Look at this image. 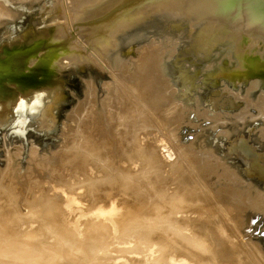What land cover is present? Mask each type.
Listing matches in <instances>:
<instances>
[{
  "label": "rangeland",
  "instance_id": "obj_1",
  "mask_svg": "<svg viewBox=\"0 0 264 264\" xmlns=\"http://www.w3.org/2000/svg\"><path fill=\"white\" fill-rule=\"evenodd\" d=\"M111 1L114 2V0H0V11L2 10L3 12H5L7 14L6 17L0 16V63L2 62V60L7 61V60L12 59L13 56H15L17 52L21 53L22 56L25 57V53H33V52L37 51V49L42 48L40 44H43V42H46V41H49L48 45H46L48 47H50V45H55L57 43H59L57 45L67 44L68 54L71 51H75L77 49L80 50V53L78 51L76 53L72 52L74 55L72 54L71 57L68 58V59H71L72 61H74V60H76V56L79 54L80 58H78L76 60V62H73V63L70 62L68 64H63V65H62V62H60V66H61L60 69H62V70L59 71V74L57 76L54 74L51 75V80H48V81L44 80V78H46L47 70H42L40 75L38 77H35L38 79V81H42V83H40V82L37 83L40 86L31 88L28 91H27V89H25L26 91H23V92L21 91V88H25L27 85H20V84L17 85L11 81H13L15 79V80H19V82L20 81H22L23 83L26 82L25 80H27L28 77H31V75H32V73H30V71L34 70L36 68L37 63H35L36 61L32 60V62L30 61L31 64H30V62L27 64L24 57H20V59H18L17 61H14V63H13V61L11 62V63H13L12 65H15V64L17 65V67H15L17 69L13 70L15 73L10 72V75L3 77L5 82L3 83V85H1L2 89L0 90V92L2 94H5V96L0 99V171H1L0 174L3 173L4 170L6 169V173L8 171V174H6L4 172V175H5V176H3L4 180L6 181V179H7L6 182L8 184L13 180L12 181L13 183H11L9 185H11L10 187H12V184H13V187L18 186V187H16V189H18L17 190L18 192H19V189L24 190L26 187H28V188H26V190L31 188V187L33 188V186H34L33 184L36 183V181L38 180V183H41L42 186L44 185L43 189H41V190H47V188H48V191L52 190V191H54V193L57 192V193L61 194L62 191L59 192V190H60V188L65 189L66 188L65 185H61V186L59 185L58 186V184H57L58 181L55 178H53L52 176H50L51 172H49V170L48 171L45 170V168L39 169V168L34 167V169L32 168L30 171L29 166H28L30 163L29 160H31V155L34 152V154L36 153L35 156L36 157L38 156L36 160H41V158H43L45 156L47 158L49 157V159L51 161H53V160L56 161V158L54 159V155H53V153L56 152V153H59V155L63 156V157L60 156L59 160L62 158L65 159V156H66V158H69L70 155H73V156H75L74 158H76V161H77V163L75 161V164L80 165V163L78 164V162L81 160L80 162L84 163V158L90 152V151L89 152L87 151L88 152V153L86 152L87 154L84 152L85 151L84 149H86V147H84V149L78 148V147H80L81 142L84 143L82 141V139H83L85 141V143L86 142H88V144L92 143L90 145V147H92V145H93L96 148L95 149L92 147V149H95L94 156L96 154L97 158H100L101 156H102L101 158H104V156L106 154L111 153V155L109 154L110 157H108V158L112 159L115 157L113 160H116V161H113L112 164L115 163L116 166L118 165L117 167H119L120 164H118V163H121L122 165H124V166L120 165L121 166L120 169H123L125 171L123 174L126 173L127 175H129L128 172L132 171L134 173V170L129 169L130 165H132V164H130L126 160L128 155L123 156V154L120 153L123 151L120 149H123V147L126 148V145H127L128 146L127 149L129 151L131 149V147L134 145L135 140L132 137L134 135V133L136 132V131H134V129H136V127H134V125L139 126L138 128L140 129V132L142 134V139L144 140L145 138H147L148 142H145L146 144L143 143L146 146V149H148L147 145L155 147L156 150L159 149V150H157L158 153L161 154L162 158H164L165 163L167 162L165 165H170V164L176 162L178 155H176L175 153L177 152L176 147H178V146L184 147L183 149L191 148L193 146L192 148H195L197 151H199L201 149V147H204L203 150L214 151L215 152V158L222 160L221 162L222 163L224 162V164L226 166L228 165L227 167L229 168V170L226 169V171L231 170L228 173L227 177L223 178L224 181L222 178L220 179V177H219L218 172H220V174H221L220 170L219 171L213 170V172H211V174H210L211 177L209 176V173H210L209 172V173L204 174L201 177V179H199L201 182V186L205 187V189L207 191L205 193L206 202L208 200V203H209L208 205H211V208H214L216 206L219 209V212L216 211L217 212L216 214L221 213L222 217L219 215H217V216L214 215L213 217H216V220L212 216L210 218L213 220H211L210 218L209 219H206V218L203 219V218L198 217V214L196 213L197 212L196 211L194 213L192 212L191 213L192 215L189 214L188 216H185L186 219L189 217L188 221H187L188 224H187V222L185 224L186 220H183L184 219L183 215L179 216V214H177V216H176L177 218H174V215H176V214H172L173 215L172 216L171 214H169V212H167L172 207L169 205L170 204L171 205L176 204L175 200L178 197H182L184 194L189 193L188 191L191 190L190 191V192H192L190 195L191 197H195L194 195L198 196V195H200V193H202L200 187L194 186L192 183L193 181L191 179L193 178V176L190 175L189 171H192L195 174L196 171L194 169H196L195 167L197 165L194 166L191 163H187V162H191V161H184L185 164L190 166L189 168L187 167L188 169L186 168L187 173H186V171L184 172V168L179 169L177 171V174L174 173L176 175L175 177H177V179H179L178 177L180 175L178 173H184L185 175L187 174L186 176H184V179L186 178L185 181L191 180L190 181L191 183L190 182L187 183V185H189V188L188 187L181 188L176 184L173 185L174 187L169 186L170 187L169 188L170 194L171 193L177 194L176 198H173V201H174L173 203L171 202V199L159 200V198L157 197V195H158L157 191L163 190V188H165V185L167 188L166 178H167L168 174L171 173V171L169 169L168 170L167 169H165V170L161 169V170H158L156 172L155 175L157 177L155 176L153 181H152L156 185V189H153V187L151 186L150 183H152V182L143 181V179L141 177H138V175L136 174L138 179L140 178L139 180H142V181H138V179H137L136 183L140 182L138 184H136L134 181L133 183L135 184V187H132V186L129 187L128 185L126 187V185L125 186L123 185L124 187L122 186V188H123L122 190H124V192H128L134 188V191H137V193H139L141 190L139 195L140 194H143V195H140V197H138L139 195L130 194L131 196L129 195L126 198L127 199L126 201L125 200L119 201L118 204L121 205V208L123 206V208L122 209L120 208L118 211L113 212L114 220L112 222H114V225L116 228H118L119 225L122 226L119 222H125V223L127 222L126 221L127 218H125L124 215L126 213H128L129 210H131V209L134 210L135 206L138 208L137 209L135 207L137 212H138L137 213L138 215H136V216H138V218L139 217H140V219L142 218L141 220H143L145 222L150 220V222L155 221L154 223H157L158 221H156L157 219L155 218L157 210L155 207H159V205L161 207V205H162L163 206L161 208L162 214H169V219L171 218L172 222H175V224H178L177 226H179V224H181V225L185 224V225H183V228L185 226L184 232L186 234L190 233V231L192 230L191 227H193V226H194L193 228L196 227L195 228L196 232L198 229H199V232H197V233L195 232L196 236H194V237L191 236L192 238H190V239L187 238V240H186V238H184L183 241H185V242H183V243L181 241H179V239H178L179 236H176V237L174 236L173 240L175 242H177V244H178V247L176 245V248L180 249V248L184 247L185 250L183 249V251H182V249H180L181 253L177 250L173 251L170 258L169 259L167 258L164 261L165 263L162 261L161 262L157 261L158 263L155 262V260L160 261L162 256H164V254H165V256H167L166 253H164L162 256L159 255V253L161 254V252H162L161 251L162 250L161 243H160V246H158L159 244H156L152 248L151 247L148 248V246H146V245L148 244L147 240H150V239L153 240L156 238L155 241H160V240L164 241L166 234L159 229L153 230V228H148L149 226H147V228L145 229L144 227H146V224L143 223V221L140 223V225L142 224L141 226H135V227L134 226H128L127 228H124L125 231H123V232L119 229L116 233H114V234L109 233L106 236L104 235L105 232H103L102 235H101V233H99V235L102 236L104 239H107V236L109 239L111 236L114 239L113 240L111 238V240H113L112 244H114V245L111 244L110 247L111 248H117V249H115V251H110V250L104 249L103 251L99 252L100 256L93 257L92 259L89 260V263L94 262V264H152V263L167 264L170 261V263H168V264H171V261L174 260V263L172 262V264H175L177 262V260L179 259L178 262L179 261L180 262L179 263L177 262V264H190L191 259L189 258L190 259L189 260L187 258L193 253V251L195 252L194 254L199 253V255L197 254L199 256V259H203L202 257L200 258L201 252H200L198 247L201 246V244H202L203 247L205 246V249H203V250H205L207 252V250H208L207 245H210L209 243L213 242V243H211L210 247H212V245L215 244V246H213L212 248H214V247L218 248V249L214 248L215 250H213L215 252V254H217V255H215L212 252L211 248L209 249L211 251L209 252V250H208L209 253H207V254L203 250H201L202 255L207 256V259H206V257L204 258L206 260V262L203 259L205 264H217V263L218 264L219 263L220 264H222V263L223 264L224 263L225 264H235V263L236 264H238V263L248 264V263H251L252 261L254 264H260V262H259L260 260L262 262L261 264H264L263 263L264 257L262 258V256H264V214H260V213H257V212L251 211V210H249V211L244 210L243 212L239 213V217H238L239 219L233 220L234 217L237 218L236 216H238V214H237L238 211L235 212L233 210L231 212V210H229L227 208V206H229V205L226 202L230 201V197L228 196L229 199L228 198L224 199V200L222 199V201L219 199L220 191H222V190L226 191V188L227 189L229 188L228 190L230 192L232 191L230 189V186L233 187V185H232L231 181H229V178H228V177H231L230 175L232 172H234V173L237 172L236 174H238V176L243 181H245L247 184H251V185L255 186V188H257L259 191H261L262 194H264V185L262 183H260L257 178L247 177L245 175V173L243 172L244 168H245L244 162L240 159H236L235 157H228L227 156V153H228L227 149H229L231 141H235L238 136H242L245 139H247L253 148H256L258 151H260L259 153H264V138H261V133L264 134V125H263L264 124V116H261L259 114L260 111H258V110H261V112L264 111V108H263L264 107V74L259 75L257 72H253L251 74L248 71L244 70L245 67L248 65L247 62H249V61H260V63H264V32H261L260 30H259V32L253 31V29L255 27L252 28V27L248 26L249 24H246L245 20L238 22V24H236L235 21H233V19L235 17L232 13H228L223 18L220 17V19L218 17V14H216L217 16L211 15V16H213V18L218 17V20L217 19H216L217 21L213 20L211 22V24L209 22L208 28H206L205 23L201 22L200 19L199 20L193 19L195 21L192 23L199 25V26H196L195 24L187 22L188 18H187V20L186 19L181 20V19L177 18V17H181V16H178L179 12L172 13L171 11H166V12H162V13L159 12V14L157 15L158 12L153 11L152 12L153 14L151 15V17L144 15L145 17L143 19L145 21L140 22L138 25H136V26L131 25V26H127V27L125 25V27H118V28L114 29V31H112L111 34L108 33L109 35H107V39H106L107 41L105 43L91 44L92 47H89V45H90L89 42H91L92 37H94V36H92L91 32H87V28L85 27V24H88L90 22V19L96 18L98 10H100V7H102L103 4H105L106 2H111ZM186 1H183V2L185 3ZM188 1L190 3L186 2V6H184V11L188 8V9L195 10L198 13L199 9H201L199 6H200V3L202 0H188ZM168 6L169 5H167L165 7H168ZM243 8H244V6H243ZM233 9H231V10L234 11ZM103 10L104 9H101L100 12H102ZM243 13H244V11H243ZM234 14H236V13H234ZM155 15H157V16H155ZM146 16H147V18H146ZM153 16H155L154 21L152 20ZM166 16H168V18ZM172 16L173 17L177 16L176 17L177 20H171ZM211 16H209L208 18L212 19ZM203 20H208V19H203ZM134 23H136V22L134 21ZM191 26H192V28H191ZM250 30H252V33L249 32ZM88 31H89V29H88ZM243 34H244V37H242ZM230 36H236V38H232ZM239 37H241L243 39H241V38L239 39ZM85 39L86 40L89 39V41H86ZM235 42H237V43H235ZM146 47L147 48L150 47V48L148 50H146V52H144V50L147 49ZM151 48H152V50L150 51ZM29 49H31V50H29ZM50 52H53V50H51ZM140 52H144L143 54H144V56H146L145 60L149 61V64H147V65L144 64V62H142L144 69H146V68L150 69L151 63H155V64L159 63L160 60H156V57H158V56L163 57L162 65L165 67L164 76H162L161 78H159V80H157L155 78L156 75L154 76L152 74V72L150 71L151 76H148L147 78L143 77L146 79L144 86H145V88H148L146 90L148 95L151 92V87H153L155 85H159V88H160V85L163 86L164 88L161 87L160 89L161 90L164 89L162 91V93L164 92L165 94H168V95L164 94L165 97L171 98L172 102H174L173 104H175V105L178 104V106L181 105L180 107H178V111L176 113V119L178 120V122H176V127L178 128L176 130V132L177 131L178 132L175 134V140H172L174 138L170 137V135H168L167 133H166V136H168V138H166V136H164L165 134L162 135V133L165 131L164 130L162 131L160 129L161 128L166 129V127H165V125L163 127L161 125L162 123H156L155 121H154V123H152L154 125L151 124L153 129L154 128L156 129V132H154L155 134L152 136L150 134L152 131V130H150V127L146 128V127L141 125L142 124L141 121H138V122L135 121V119H136L135 114L136 113L134 111L128 110L129 113L132 114V116L128 115V117H131L134 119L132 120L130 118L131 122H129V124L125 122L126 125L125 124H124L125 126L123 125L128 130L127 134L124 133L126 135L127 141L126 142H119V141H122V139L125 135L123 134L124 135L123 136L122 134L118 133V131L120 130L119 128H122V126H120V124H119L121 119L120 120L118 118L116 119V117H117L116 113L117 112L115 110L119 109L117 107L120 103L119 100L122 99L121 100V103H122L123 98H125V96L122 97L123 94L125 93L126 98L129 97L131 94L130 92H128V90L126 89V86L124 85L125 79H126L125 76H129V73H132L131 75H135V73H137V70H135V69H137V66H139V65H136L137 62H135V60H137V59L139 60V58H140L139 53ZM58 53L62 55V50H59ZM42 54H43L42 51L39 52V55H42ZM217 54L218 55L220 54L221 56L222 55L223 56L221 57V56H218ZM230 54L232 56L231 60L228 57ZM166 55H167V57H166ZM15 57H16L15 59L18 58V56H15ZM65 59H66V57H65ZM65 59H64V62H67L68 59H66V60ZM118 62H121V63L123 62L124 64L129 65V73H127L128 71L126 73H123L125 71H122L123 76L125 74H127L124 76L125 79L123 78V76L121 74L122 68L119 67L120 68V70H119V68L117 66ZM133 63H135V64H133ZM135 65H136V67H135ZM263 69L264 68H260L261 71ZM50 70H51V68H50ZM51 71H52V73H55L56 69L52 68ZM119 71H120V73H119ZM133 71H134V73H133ZM15 74H18V75L15 76ZM119 76H121L122 81H120ZM58 77H60L63 80L61 85H59V83H56V81H59ZM117 78H118V80H117ZM128 78L129 77H127V79ZM37 79L35 81H37ZM123 81H124V84H123ZM120 82H122L121 85H120ZM255 82L257 83V85L254 88L253 84H255ZM118 83H119V86L117 85ZM122 84H123V87H121ZM6 87H7V90L5 89ZM109 87H111V88L114 87L112 91H115V92H113V96L115 95L116 99L112 100V102H109L107 99V97H108L107 95H109V93L112 92V91L109 92ZM116 87H117V90L120 88L119 89L120 91L115 90ZM122 88H124V89H122ZM157 89H158V87H157ZM124 90L125 91L127 90V91L125 92ZM128 93H130V94H128ZM236 95H238V97L241 99H239ZM48 96H51L52 101H51V98ZM46 98H48V99H47V103H45V106L46 105H48V106L43 110L42 118H41L40 117L41 116V110L43 108L42 104ZM131 98L132 97L130 96V99ZM28 99H29L30 103H32L34 101L33 106L29 107L27 105ZM124 101L125 102H123V103H130L131 104L133 100L130 101L127 98V100L125 99ZM167 101H168V99H167ZM261 101H262V103H261ZM50 103H52V104H50ZM256 103H258L260 106H258V104H256ZM122 104H121V107H123ZM247 104H249L251 106H249ZM169 105L171 106V104H169ZM255 105H257V106H255ZM131 106L132 105H130V107ZM50 107H52V108L47 110V108H50ZM92 107H93V109H92ZM110 108L113 111H115V112H112L111 115H109L106 111L109 109L108 110V112H109ZM164 110L165 109H161V111L166 112ZM85 111L88 112L87 113L88 115H90V116H88L90 119H87V121H86V119H84L82 117V115H83V116H86L85 118H87ZM81 112H82V115L80 116V120H81V118H83L84 119V121L82 120L83 124H85V126H86L89 122L88 125L90 126V127L88 126L89 127L88 129L86 128L87 126L85 127L87 130H85L83 128L84 132H82V133L85 136L87 135V137H89L90 141L88 139L83 138V137H85L83 134H82L83 136L80 134L81 135V139H80V137H79L80 135L78 134L79 131H77L75 133L76 134L75 136H73V137L71 136V134L74 133V129H75V131L79 130V129H77V123H78L77 120L79 119V115L81 114ZM84 113H85V115H84ZM160 114H163V113H160ZM74 115L75 116L77 115L78 117L76 118ZM253 116L255 117L254 120L250 119ZM73 117L77 119V120H75L77 122L74 121ZM120 117L123 119L122 116H120ZM237 117L239 120H241V122L243 121L245 124L243 123L244 125L242 126V128L240 127L236 132H233L232 133L233 135L232 134L230 136L224 135V133H226V131H232L233 122H234V120L237 119ZM27 118H28V120L32 126H35L37 123L39 124V122L41 121L40 127H41V129H45V132H38L35 130L33 132V129H28V130L22 129V127H26L24 125L27 124V122H26ZM48 118H49V120L51 119L52 122L48 121ZM91 119H94V121L90 122ZM53 121H55V122H53ZM146 121H148L150 124L151 118L149 116L146 117L145 122ZM15 122H16V124H15ZM136 122H137V124H136ZM158 124H160L162 127L160 126L161 128H159ZM127 125H128V128H127ZM129 127H132V128H129ZM133 127H134V129H133ZM71 128H72L73 132L70 131ZM172 128H175V127H172ZM222 132H224V133L222 134ZM67 134L69 136H71L73 139L71 138V140H69L70 137ZM65 135L68 137V139ZM176 136H178V137H176ZM77 137H79V139ZM93 137L96 140H94ZM101 137H102V139H101ZM155 137H158V141L156 143H155ZM76 139H77V141H76ZM119 139H121V140H119ZM169 139H171V141ZM67 140H69V141H67ZM79 140H81V142ZM86 140H88V141H86ZM117 140L119 143L124 144L123 147L121 146L122 148L119 147V143L117 142ZM74 141H76V142H74ZM167 141H169V142H167ZM238 141L239 140H237L236 142H238ZM69 142H70V145H69ZM77 142H79V143H77ZM176 142H177V144H176ZM73 143H74V145H73ZM76 143H77L78 147L75 146ZM172 143H174V144H172ZM63 145L65 147H63ZM67 145H69V146H67ZM82 145L86 146L87 144L86 145L82 144ZM61 146H62V148H61ZM145 146H144V149H145ZM150 146H149V149H150ZM76 147L78 149H80L79 153H78L79 150L77 151ZM234 147H235V145H234ZM237 147L242 148L241 143L237 144ZM64 148H66V150ZM70 148H73V149L75 148V149L72 150ZM87 148H88V150L91 149V148H89V146ZM110 148H111V150H110ZM244 148H246V147L244 146ZM33 149H34V151H33ZM61 149H62V151H64V150L65 151L68 150L71 152L74 151V152L78 153L79 155L75 154V153H72V154L69 153L68 155H62V154H60ZM113 149H114V151H113ZM149 149L147 150V152H145L146 154L148 153ZM35 150H36V152H35ZM107 150H109V152ZM131 150L129 152H131ZM111 151H113V152H111ZM118 151H120V152H118ZM81 152H82V154H81ZM7 153H9L8 156H7ZM84 153H85V156H84ZM192 153L194 154L196 152L194 151ZM80 155H83V156H80ZM98 155H99V157H98ZM194 155H196L195 157H198V158L200 157V155L197 153ZM76 156H79V158H77ZM144 156H146V155H144ZM80 158H82V159H80ZM108 158H105V159H108ZM118 159H119V161H118ZM187 159H188V156H187ZM191 159L193 162L194 158H191ZM92 160H93V158H92ZM120 160H121V162H120ZM85 161H88V160L86 159ZM106 161L101 160V164H103ZM122 161L124 163H122ZM198 162H200V161L198 160ZM136 163H133V164L135 165ZM59 164L57 165L55 163L54 164L55 167H53L54 169L53 168L52 169L53 170H55L56 168L58 169ZM116 166H113V167H115L117 169ZM49 167H51V166L49 165ZM140 168H141L140 166L136 167L135 172H137L138 174L139 173L142 174V172L140 171ZM235 168H236V170H235ZM116 169H115V171H113L111 173L113 176L114 175L116 176L120 172V170H118L119 168L117 170ZM123 170H121V171L123 172ZM73 172L74 171L72 169L68 170L69 174H73L72 178L74 179L76 173L75 172L73 173ZM214 172H216V173H214ZM30 173H32V178H31L32 179V182H31L32 185L25 187V185H23V182L25 181L26 185H27V183L28 184L30 183L29 182L30 179L28 180V182L26 181L28 179V178L26 179V177H28V176L30 177V175H31ZM141 174H139V175H141ZM196 174H197V172H196ZM2 175H0V180L2 178ZM112 175H111L110 179H112ZM5 177H7V178L5 179ZM9 177H11V178H9ZM22 177L25 180L22 179ZM83 177H87V176L83 175ZM122 177H124L122 179L123 180L122 182L125 183L127 176L126 177L122 176ZM204 178L205 179L207 178V179L205 180ZM79 179H81L82 181H86V182H82L80 180L81 181L80 183H82V184L79 185L80 188L86 189L84 187H85V184L87 185L88 177L86 178V180H84L85 178L82 179V176H79ZM177 179H175V180H177ZM226 179H228V181ZM9 180H11V181H9ZM48 180H50V181L48 182ZM218 180H221V181H218ZM78 181L79 180H77V181L73 180V182H75L76 184L78 183ZM3 182L4 181H2V183ZM217 182H219V183L217 184ZM139 184L142 185L140 187L141 189L137 188L140 186ZM2 185L5 186L6 183L1 184L0 187H3ZM55 185H56V187H55ZM6 186H5V188H6ZM39 186H40V184H39ZM42 186H40V187H42ZM45 186H47V187L45 188ZM235 186L237 187L238 185L236 184ZM193 187L194 188L196 187L195 189H197V190H194ZM216 187L217 188L219 187V188L216 189ZM125 188H127V189H125ZM76 189H79V188H76ZM0 190H1V188H0ZM3 190H1L0 192H3ZM31 190L33 191V193L36 192L34 188ZM138 190H139V192H138ZM243 191L244 190H242L241 192H243ZM208 192H209V194H207ZM221 193L223 194V191ZM2 194H4V195L2 196ZM7 194L8 193L5 194V192L1 193L0 199H4V196L6 199L8 197ZM203 195H202V197H203ZM208 195H210L211 197H209ZM207 196L211 199H209ZM217 196H218V198H217ZM29 197H31V194L29 195ZM213 197L215 198V201H214ZM72 198L74 199V197H72ZM147 198H149L148 201H147ZM156 199H157V201H156ZM212 199H213V202H212ZM75 200L76 199H74V201ZM77 200L78 201H76L75 204L72 205V207H73V209H71L72 214L71 215L68 214L70 216L69 218L70 219L72 218L69 226H71L73 222L78 223V225H77L78 226V232L80 231V235H83L84 231L86 230L84 223L88 222L89 220L99 221L98 220L99 217L98 216H91L89 214V212L86 211L87 208L91 204V202L88 201V200H91V198H88V199L84 198V201L86 200L87 202L86 201L84 202L83 199H81V200L77 199ZM113 200L114 199H110L109 201L112 202ZM3 201H5V200H3ZM6 201L8 202L7 199H6ZM166 201H168V202H166ZM0 202H2V200ZM151 202L153 204V208L150 207V206H152V204H149ZM232 202L230 201L229 203L232 205ZM134 203H136L137 205ZM165 203H166V205H165ZM213 203H214V205H213ZM220 203H221V205H220ZM225 204H227L226 205V208L228 209L227 211L225 210ZM99 205H96L95 207H97ZM219 205L221 208H219ZM2 206H3V204H2ZM4 206H6V205H4ZM141 208H143V209L140 210ZM194 209H196V208H194ZM220 210H222L223 212H226L225 215L227 214V216H224V214ZM140 212H142L141 215L139 214ZM229 216H230V218H229ZM240 217L243 218V220ZM219 218H222V220H224L225 222L220 219L222 221L221 222L219 220ZM169 219H168V221H169ZM227 219L230 220L231 222L228 221ZM201 220H203V221H201ZM204 220H206V221L208 220V222H204ZM209 220H211V221H209ZM213 221L216 223L217 222L219 223V221H220L221 225H220V223L219 224L217 223L218 225L217 226L215 225L216 228H214L215 226L213 225L214 226L213 227L211 224H216V223H214ZM233 221L234 222L237 221V222L234 223ZM209 222H212V223H210V226H208ZM118 223H119V225H118ZM222 223H224V224H222ZM229 223H231V224H229ZM232 223H233V225H232ZM143 225H144V227H143ZM225 225L227 227H225ZM221 226L223 228H221ZM205 228H206V231L204 230ZM94 229L97 230V228H94ZM219 229H220V231H216ZM61 230L64 232L63 229H61ZM61 230H59V232H62ZM102 230L100 229V232ZM214 230H215V236L209 235V234H212V232ZM203 231H204V233H203ZM47 232H49V231H47ZM47 232H45V236H46ZM156 232H158V233H156ZM218 232H220V234ZM233 232L235 235L233 234ZM17 233H19V231H17ZM49 233H47V234H49ZM198 233L201 234L202 237ZM223 233L226 237L225 236L223 237L221 235ZM51 234L54 235V238H56L55 235L57 233L51 231ZM51 234H49L50 239L47 237L49 239L48 241L50 242V245H51V242H54V238ZM202 234H207V235H205L206 240L204 238L205 236H203ZM216 234H218V235H216ZM226 234H228V236ZM50 235L52 237H50ZM97 235L98 234H96V236ZM219 235H221V236H219ZM198 237L201 240H199ZM51 238H53V240H51ZM72 238H74V237H72ZM95 238H97V237L94 236V240H95ZM98 238H99V236H98ZM101 238H100V240H104L103 238L102 239ZM202 238H204V240ZM76 239H78V237ZM85 239L84 238L80 239V240L78 239L77 241L81 242V244H85L86 241H83ZM191 239L192 240L195 239L194 240L195 242L197 240H199V241H197L195 243V242L191 241ZM207 239H209V240H207ZM210 239H213V240H210ZM226 239H228V241ZM73 241H76V240L73 239ZM173 242H172V244L175 243V242L174 243ZM189 242L197 244V246H194L195 249L192 246H191V248H188V246L190 247V245H193V244H190ZM198 242H200L201 244H198ZM233 242H234V247H232L233 248L232 249L230 246H231V243H233ZM101 243L99 241V243H95V244L98 245ZM180 243H182V244L180 245ZM164 244H166V243L164 242ZM188 244H190V245H188ZM248 244H249V246H248ZM63 245H65V243ZM66 245L61 246V247L58 246L60 250H63V254H62L63 256L60 257L61 259L58 258L60 260V262L58 260L56 263L59 262L60 264H71L73 262V263L77 264L76 262L78 260H80L78 263L82 264L83 261H87L85 258H83L85 260H83V259L81 260V259L76 258V260H75L76 262H74L75 258H73V260L71 259L72 262L70 263V260L68 259V256H67L68 254H65V253H68V251L70 249L69 250L67 249V251H66L65 250L67 247ZM232 246H233V244H232ZM237 246H238V248H236ZM250 246H252L251 248H253L252 251L257 249V251L253 252V253H255L254 255H253V253L250 254V252H251L250 251L251 249H249ZM92 247H94V245ZM132 247H134L135 249L133 248L134 249L133 250ZM141 247L144 249H142ZM203 247H201V248H203ZM245 247H247V248H245ZM7 248H8V251L15 250V248L9 250L8 246H7ZM7 248L6 247H5V249L3 248L2 251H4L6 253ZM94 248H93V250H94ZM186 248L188 250H186ZM206 248H207V250H206ZM234 248L237 251H234ZM52 249L53 248H51L50 250H47L49 253L46 251L45 252L46 254H43V252L39 251L42 254H40V253H39L40 255L38 253L34 254L36 256V258H34V259H37L38 255H39V257H42L39 264H55V263H52L53 259H51L49 256L50 254L53 256V254L51 253ZM122 249L125 250L126 252H122ZM128 249H132L133 252L127 253ZM245 249L249 250L250 252L249 251L245 252ZM38 250H37V252H38ZM2 251H0V252L3 254L4 252H2ZM11 251H10V253H11ZM186 251H190L191 254L189 252H186ZM196 251H199V252H196ZM12 252H14V251H12ZM52 252H55V250L54 251L52 250ZM91 252H93V251H91ZM176 252L179 253L180 256L177 254L178 255V257H177ZM203 252H204V254H203ZM211 252H212V254H211ZM237 252H238V254H237ZM14 253L11 254V257H13V260H14V258H16V257H14V256H16V254L14 255ZM142 253H144L146 256ZM2 254L0 255V257L2 256ZM8 254H3V255L6 256ZM194 254H192V255H194ZM221 254L223 257L221 256ZM251 255H253L252 258H251ZM257 255H258V257H257ZM8 256H9L8 258L10 259L11 258L10 254ZM158 256L160 257L159 259H157ZM211 256H212V259H211ZM226 256H228V257H226ZM239 256H240V258H239ZM171 257H174V258H171ZM3 258H5V257H2V259ZM52 258H54V261H55L56 258L55 257H52ZM245 258H246V260H245ZM254 258H260V260L259 259L257 260ZM9 259L5 258V259H3V261L0 260V264H3V262H4V264H8V261H5V260H9ZM67 259L69 261H67ZM171 259H173V260H171ZM210 259H211V261H210ZM220 259L222 260V262ZM11 260H12V258L9 261L10 263H11ZM1 261H2V263H1ZM29 261L30 260H27L26 262H21V263L19 262L18 264H33L32 261L30 263H29ZM50 261H52V262L50 263ZM146 261L148 263H146ZM203 261L201 262V260H200L201 264H204ZM212 261H214V262H212ZM240 261H242V262H240ZM200 262L197 261L195 264H197V263L200 264ZM85 263H87V262H85ZM85 263H83V264H85ZM11 264H17V263L12 262ZM191 264H192V262H191Z\"/></svg>",
  "mask_w": 264,
  "mask_h": 264
},
{
  "label": "bare ground",
  "instance_id": "obj_2",
  "mask_svg": "<svg viewBox=\"0 0 264 264\" xmlns=\"http://www.w3.org/2000/svg\"><path fill=\"white\" fill-rule=\"evenodd\" d=\"M183 1H186V0H179V1H176V2H174V3H172V4H169V6L168 7H162V8H160V9H158V10H156V11H154V12H158L157 13V15L159 14V12L160 13H162V12H166V11H171L172 13H174V12H179V15L178 16H181V17H177V16H172V19L171 20H177L176 19V17L177 18H179V19H181V20H187V18H188V20H187V22H190V23H192V22H194L195 20H193V19H196V20H199L200 19V21L201 22H203V23H205V26H206V28H208V24H209V22H210V24H211V22L214 20V21H217L218 20V17H219V19H220V17H221V15H222V18L224 17V16H226L228 13H232V12H235V13H238L239 14V17L237 16V15H235L234 13H232L233 15H234V19H233V21H235V23L236 24H238V22H241V21H244L245 20V22H246V24H249L248 26H250V27H255L254 29H253V31H255V32H259V30L261 31V32H264V6H261L260 5V3L262 2V1H264V0H253V2H246L245 3V5H234V7L233 6H229V5H218V4H213V2H211L210 0H205V2H203L202 3V5H200L199 7L201 8V9H199V12L197 13L195 10H192V9H186L185 11H184V6H186V2L188 3L189 1L187 0L185 3L183 2ZM190 3V2H189ZM243 6H245L244 8H243ZM189 7V6H188ZM234 8V9H233ZM231 9H233L234 11H232ZM243 11H244V13H243ZM218 13V17H216V18H213V16H215L216 14ZM153 13L151 12V13H149V14H146L148 17L150 16L151 17V15H152ZM221 14V15H220ZM245 14V15H244ZM157 15H155V16H157ZM211 15H213V16H211ZM0 16L1 17H6L7 16V14L5 13V12H3L2 10L0 11ZM147 16H146V18H147ZM155 16H153V21H154V17ZM160 16V15H159ZM209 16H211L212 17V19L211 18H208ZM217 16V15H216ZM145 16H142V17H139V18H137V19H135V20H132V21H130V22H128V23H125V24H123V25H121V26H118V27H125V25H126V27L127 26H136V25H138L140 22H143V21H145L143 18H144ZM167 18H168V16H166ZM203 19H208V20H203ZM217 19V20H216ZM151 20V21H152ZM134 21L136 22V23H134ZM220 21V20H219ZM192 24H195V23H192ZM196 25V24H195ZM194 25V26H195ZM196 26H199V25H196ZM85 27L87 28V32H91V34H92V36H94V37H92V40H91V44H98V43H100V44H102V43H105L107 40V35H109V34H111V32L112 31H114V29H116V28H118V27H109V28H99V29H96V30H93V28H91V25H89V23L88 24H85ZM191 28H192V26H191ZM88 29H89V31H88ZM257 29V30H256ZM93 30V31H92ZM249 32H251L252 33V30H250ZM109 33V34H108ZM210 33V32H209ZM253 35V34H252ZM230 37H232V38H236V36H230ZM238 37V36H237ZM242 37H244V34H243V36ZM241 37H239V39H240ZM241 39H243V38H241ZM235 43H237V42H235ZM62 46V55L61 54H59L58 52L56 53V55H52V56H47V55H43L42 57H43V59L42 60H40V64L39 65H37L36 66V68L34 69V70H31L30 71V73H32V75H31V77H28V79L27 80H25L26 82H22V81H20L19 82V80H13V81H11V82H13L14 84H17V85H27L25 88H21V91L23 92V91H26L25 89H27V91L29 90V89H31V88H34L35 87V85L37 84V83H42V81H38V79L37 78H35V77H38L39 75H40V73L42 72V70H47V72H46V78H44V80H46V81H48V80H51V75H58L59 74V71L60 70H62V69H60L61 68V66H60V62H62V65L63 64H68V63H70V62H76V60L78 59V58H80L79 57V54L76 56V60H74V61H72L71 59H68L69 57H71V55L73 54L72 52H79L80 53V50H75V51H71L69 54H68V52H67V44H65V45H61ZM147 48V47H146ZM150 48V47H149ZM149 48H147V49H145L144 50V52H146V50H148ZM155 48V47H154ZM152 50V48L150 49V51ZM35 52H37V51H35ZM35 52H33V53H35ZM144 52H140L139 53V55H140V58H139V60L137 61V60H135V62H137L136 63V65H141L140 67L139 66H137V69H135V70H137V73H135V75H131L132 73H129V65H127V64H124L123 62L121 63V62H118L117 63V66H118V68L119 67H121L122 69H121V74H122V71H125V72H123V73H126L127 71V73H129V76H125V75H127V74H125L124 76L126 77V79H125V77L123 76V74H122V76H123V78L125 79V84H124V81H123V84L126 86V89L128 90V92H130V93H128V94H130V96L132 97L131 99L133 100H131L130 99V96L129 97H127L130 101H132V103L130 104V103H123V102H125L124 100L126 99L127 100V98H126V95H125V93L123 94V96L122 97H124L125 96V98H123V101H122V103H121V100L122 99H120L119 101H120V103H119V105L117 106L119 109H117V110H115L117 113V117H116V119L118 118L119 120H120V126H122V128H119L120 130L118 131V133L119 134H127V129L124 127L125 125H126V123H128L129 124V122H131L130 121V118L131 117H128V115H130V116H132V114H130L129 113V111L128 110H131V111H134L136 114V119H135V121H141L142 122V126H144V127H146V128H148V127H150V130H152L151 131V135L153 136L155 133L154 132H156V129L154 128L153 129V127H152V125H154V124H152V123H154V121L156 122V123H162L161 125L164 127V125H165V127H166V129L164 128V129H162L161 127V125L160 124H158L159 125V128H161L160 130H164L165 132H163L162 133V135H164V136H166V133L168 134V135H170V137H172V138H174V139H172V140H175V134L178 132H176V130L178 129L177 127H176V122H178V120L176 119V113H177V111H178V107H180V106H178V104L177 105H175V104H173L174 102H172V100H171V98H166L165 97V95H168V94H165L164 92L162 93V91L164 90H161L160 88L161 87H163V86H161L160 85V88H159V85H155V86H153V87H151V92H150V94L148 95L147 94V89L148 88H145V86H144V83L146 82V79L145 78H147L148 76H151L150 75V71L152 72V74L155 76V78L157 79V80H159V78H161L162 76H164V71H165V67L162 65V63H163V57L162 56H158V57H156V60H160L159 61V63H157V64H155V63H151V68L149 69V68H146V69H144L143 68V65H142V62H144V64H149V61L147 60H145V57L146 56H144ZM33 53H25V57L24 56H22V54L20 53L19 55H18V58L15 60V61H17L18 59H20V57H24V59H25V61L27 62V64L30 62V59H28V57L30 56V55H32ZM146 54V53H145ZM162 54V53H161ZM74 55V54H73ZM218 55V54H217ZM216 55V56H217ZM218 56H221L220 54L218 55ZM223 56V55H222ZM221 56V57H222ZM65 57H66V59H68L67 60V62H64V59H65ZM166 57H167V55H166ZM229 58H230V60L232 59V56H231V54L228 56ZM165 58V57H164ZM28 59V60H27ZM65 59V60H66ZM119 60V59H118ZM121 60V59H120ZM133 62V61H132ZM126 63V62H125ZM128 63V62H127ZM133 64H135V63H133ZM247 66L245 67V69L244 70H246V71H248L249 73H253V72H257L259 75H263L264 74V69L261 71L260 70V68H264V63H260V61H249V62H247ZM16 65V64H15ZM136 65H135V67H136ZM17 66V65H16ZM134 67V68H135ZM50 68H51V70H52V68H54V69H56V72L55 73H52V71L50 70ZM131 68V67H130ZM13 70H15V69H13ZM13 70H11V72L12 73H15ZM26 70V69H25ZM119 70H120V68H119ZM134 70V71H135ZM134 71H133V73H134ZM136 72V71H135ZM35 73V74H34ZM119 73H120V71H119ZM16 75H18V74H15V76ZM145 75V76H144ZM14 76V77H15ZM61 76V75H60ZM114 76V75H113ZM120 77V81H122L121 80V76H119ZM127 77H129L128 79H127ZM143 77H145V78H143ZM37 79V81H35ZM59 79H61L60 77H58V80ZM168 79V78H167ZM117 80H118V78H117ZM121 83L122 82H120V85H121ZM62 83H59V85H61ZM123 84H122V86L121 87H123ZM118 86H119V83L117 84ZM256 85H257V83L255 82V84H253V87L255 88L256 87ZM61 87V86H60ZM59 87V88H60ZM157 87H158V89H157ZM114 88V87H113ZM113 88H111V87H109V92H111L112 90H113ZM119 88V87H118ZM125 88V87H124ZM124 88H122V89H124ZM164 88V87H163ZM120 89V88H119ZM118 89V90H119ZM115 90H117V87H116V89ZM117 90V91H118ZM126 90V91H127ZM166 90V89H165ZM120 91V90H119ZM125 91V90H124ZM125 91V92H126ZM113 92H115V91H112L111 93H109V95H107L108 97H107V99H108V101L109 102H112V100H114V99H116L115 97V95L113 96ZM169 92V91H168ZM167 92V93H168ZM165 94V95H164ZM122 95V94H121ZM164 95V96H163ZM128 96V95H127ZM237 97H238V95H236ZM239 98V97H238ZM167 99H168V101H167ZM239 99H241V98H239ZM244 99V98H243ZM245 100V99H244ZM118 101V102H119ZM248 101V100H247ZM246 101V102H247ZM114 102V101H113ZM128 102V101H127ZM261 103H262V101H261ZM121 104H122V106L123 107H121ZM169 104H171V106L169 105ZM250 104V103H249ZM249 104H247V105H249ZM256 104H258V103H256ZM130 105H134L133 107L131 106L130 107ZM249 106H251V105H249ZM248 106V107H249ZM253 106V105H252ZM255 106H257V105H255ZM258 106H260L259 104H258ZM52 107H50V108H47V110L48 109H51ZM250 108V107H249ZM264 108V107H263ZM92 109H93V107H92ZM161 109H165L164 111H166V112H163V111H161ZM260 109V108H259ZM24 110V109H23ZM109 110V109H108ZM108 110H106L107 111V113L109 114V115H111V113L112 112H115V111H113L111 108H110V111L108 112ZM180 110V109H179ZM258 111H260V115L261 116H264V111H262L261 112V110H258ZM86 112V111H85ZM80 113V112H79ZM88 112H86V115H87V118H85L86 116H83L82 115V112H81V114L79 115V119L77 120L76 118L78 117L77 115L75 116L76 118H74V121L75 120H77L78 121V123H77V129H79V130H76L75 131V129H74V133H72L73 131H72V128H71V130L70 131H72L71 133V136L73 137V136H75L76 134V132L77 131H79L78 132V134L80 135H82L83 133L82 132H84L83 130L85 129V130H87L90 126L88 125L89 124V122H88V124L85 126V124H83V122H82V120L84 121V119H86V121H87V119H90L88 116H90V115H88L87 114ZM90 113V112H89ZM160 113H163V114H160ZM78 114V113H77ZM51 115V114H50ZM82 115V117L84 118H81V120H80V116ZM84 115H85V113H84ZM93 116V115H92ZM120 116H122L123 117V119L120 117ZM150 117L151 118V123L149 124V122L148 121H146L145 122V118L146 117ZM72 118V119H73ZM92 118V117H91ZM113 118V117H112ZM249 118V117H248ZM254 116L253 117H251L250 119H253L254 120ZM132 120L134 119V118H131ZM252 120V121H253ZM258 120V119H257ZM77 121H75V122H77ZM91 121H94V119H91L90 120V122ZM82 122V123H81ZM126 122V123H125ZM133 122V121H132ZM137 122H136V124H137ZM263 122V121H262ZM85 123V122H84ZM87 123V122H86ZM244 122L242 121L241 122V120H239L238 119V117H237V119L236 120H234V122H233V129H232V131H226V133H224V132H222V134L224 133V135H227V136H230L233 132H236L240 127L242 128V126L245 124H243ZM83 124V125H82ZM125 124V125H124ZM152 124V125H151ZM218 124V123H217ZM124 125V126H123ZM133 125V124H132ZM264 125V124H263ZM89 126V127H88ZM161 126V127H160ZM87 129H86V128ZM134 127H136V129H134ZM134 127H133V129H134V131H136L135 133H134V135L132 136L133 138H134V145L131 147V152H129L128 151V149H127V145H126V148H124L123 146H124V144L122 143H119V142H126L127 140H126V135L123 137V139H122V141H119L118 142V140H117V142L119 143V147H123V149H120V150H122L123 152H120V151H118V152H120L121 154H123V156H127L128 155V157H127V161L130 163V164H132V165H130V167H129V169H132V170H134V173L131 171V172H128L127 170V172L129 173V175H127L126 173L125 174H123L125 171L123 170V169H120L121 168V166H124V165H122L121 163H118V164H120L119 165V167H117L116 166V164L115 163H113L112 164V162L113 161H116V160H113L114 158H108V157H110L109 156V154L111 155V153H109V154H104L105 156H104V158H97V155L95 154V156H94V153H95V147L92 145V147L93 148H95V149H92V147H90V145L92 144H88V142H86L85 143V141L82 139V141L84 142V143H82L81 142V140H79L82 144H87L86 146H84V145H82L81 143H80V147H78V145H77V143H79V142H77L76 144H75V146H77L78 148H80V149H84V147H86V149H84L85 151V153L88 151H90L89 152V154L88 155H86V159L89 161H85L86 159L84 158V163H81L80 161L78 162V164L80 163V165H77V164H75V161H76V158H74L75 156H73V155H70V157L69 158H66V156H65V159L64 158H62V159H60L59 160V158H60V156L61 155H59V153H56V152H52L53 153V155H54V159L56 158V161L55 160H53V161H51L50 159H49V157L47 158V157H43V158H41V160H36L37 159V157L35 156L36 155V153L34 154V152L32 153V155H31V160H29L30 161V163H29V170L31 171V169L33 168L34 169V167L35 168H39V169H41V168H45V170H49V172H51V174H50V176H52L53 178H55L57 181H58V186L60 185H65V189L64 188H60V190H59V192L60 191H62L61 192V194H59V193H54V191H48V188H47V190H41V189H43V187H44V185L42 186L41 185V183H38V180L36 181V183H34L33 185V188L35 189V191L36 192H34L33 193V191L31 190V189H33L32 187L31 188H29V189H27L26 190V188H28V187H26V186H29V185H32V173H30L31 175H30V177L28 176V177H26V181L28 182V180H29V184L27 183V185L25 184V181L23 182V185H25V189L23 190V189H19V192L17 191L18 189H16V187H18V186H15V187H13V184H12V187H10L11 185H9V184H11V183H13L11 180H9V181H11L9 184L6 182L7 181V177H5V179H6V181L4 180V178H3V176H5L4 175V172L6 173V169L4 170V172L3 173H1L0 175H2V178H1V180H0V186H1V184H5L6 183V185L8 186H6V188H5V186L4 185H2L3 187H0L1 188V190H3V192H5V194L6 193H8L7 194V200H8V202L6 201V199H5V196H4V199H0V201L2 200V202H0V251H2V249L4 248L5 249V247L7 248V246L9 247V250L10 249H14L15 248V250H12V251H14V252H12L11 250V253H10V251H8V248H7V252L10 254V257H11V254H13L14 253V255L16 254V256H14V257H16V258H14V260H13V257H11L12 258V260H11V263L12 262H15V263H21V262H26L27 260H30L29 261V263L32 261V263L33 264H39V262H40V260L42 259V257H39V255L40 254H42L41 252H43V254H46L45 252L47 251V250H50L51 248H53L52 250L54 251L55 250V252H52V250H51V253L53 254V256L50 254L49 256H50V258L51 259H53V262L52 261H50V263L52 262V263H55V264H58L59 262H60V260L59 259H61L60 257L61 256H63L62 254H63V250H60L59 249V247H61V246H65L66 244V251H67V249L70 251H68V253H65V254H68L67 256H68V259L70 260V263L72 262V260H73V258H75L74 259V262H76L75 260H76V258H78V259H83V258H85L87 261H83V263H85V262H87V263H85V264H94V262L92 263H89V260L90 259H92L93 257H98V256H100L99 255V252H101V251H103L104 249H106V250H110V251H115V249H117V248H111L110 246H111V244H112V241L114 240L111 236H110V238L108 239V236H107V239H104L102 236H100L99 235V233H101V235H102V233L103 232H105L104 233V235L106 236L107 234H109V233H112V234H114V233H116L119 229L123 232V231H125L124 230V228H127L128 226H141L140 225V223L143 221V220H141L140 219V217L138 218V216H136V215H138L137 213V210H136V208L134 207V210H129L128 211V213H126L125 215H124V217L125 218H127V222L125 223V222H119L122 226H120L119 225V223H118V228H116L115 227V225H114V222H112L113 220H114V218H113V216H114V214H113V212L114 211H118L120 208H121V205L120 204H118L119 203V201H123V200H127L126 198L130 195V194H132V195H139V193L141 192V190H140V192H139V190H138V192L139 193H137V191H134V188L131 190V191H128V192H124V190H122L123 188H122V186L124 185H126V187H127V185L130 187V186H132V187H135V184L133 183L134 181H135V183L137 182L136 180L138 179V177H141L142 179H143V181H147V182H152L153 181V179H154V177L156 176L155 174H156V172L158 171V170H161V169H169L170 171H171V173H169L168 174V176H167V178H166V184H167V188H166V185H165V188H163V190H161V191H157V197L159 198V200H166V199H171V202L173 203L174 201H173V198H176V196H177V194L176 193H171L170 194V187L169 186H171V187H174L173 185H178L179 187H181V188H186V187H188L189 188V185H187V183H189L191 180L193 181L192 183H193V185L194 186H197V187H200V189H201V192L204 194H202V193H200V195H194L195 197H191L190 195H191V193L192 192H190V191H188L189 193H186V194H184L182 197H178L175 201H176V204H174V205H169V206H172L171 207V209L169 210V211H167V212H169V214H176V215H174V218H177L176 216H177V214H179V216L180 215H183L184 216V219L183 220H186L185 221V224H186V222L188 221V218L186 219V217L185 216H188L189 214H191L192 212L194 213V212H196L197 214H198V217L199 218H206V219H209L211 216L213 217L214 215L215 216H217V215H219V216H221L222 217V214L220 213V214H216L217 212H219V209L215 206L214 208H211V205H208L209 203H208V200H207V202H206V196H205V193L207 192L206 191V189H205V187H203V186H201V182H200V180L199 179H201V177L204 175V174H206V173H209V176H210V174H211V172H213V170L214 171H221V174H220V172H218L219 173V177H220V179L222 178H226L227 177V175H228V173L231 171H226V169L227 170H229V168L224 164V162L222 163L221 161L222 160H220V159H218V158H215V152L214 151H211V150H203V148L204 147H201V149L199 150V151H197L195 148H186V149H183L184 147H180V146H178V147H176V150H177V152L175 153L176 155H178V158H177V160H176V162H174V163H172V164H170V165H165L166 163H165V160H164V158H162V156H161V154H159L158 153V151L157 150H159V149H157L156 150V148L155 147H153V146H150V145H147L148 146V149H149V146H150V149H149V151H148V153L146 154L145 152H147V150L148 149H146V146L144 145V144H146L145 142H148V140H147V138H145L144 140L142 139V134H141V132H140V129L138 128L139 126H135L134 125ZM172 127H175V128H172ZM69 128V127H68ZM84 128V129H83ZM127 128H128V125H127ZM129 128H132V127H129ZM216 128V127H215ZM223 128V127H222ZM90 130V129H89ZM69 131V130H68ZM117 131V130H116ZM240 131V130H239ZM171 132V133H170ZM257 132V131H256ZM69 134V133H68ZM67 134V135H68ZM93 134V133H92ZM239 134V133H238ZM81 135L79 136L80 137V139H81ZM84 135V134H83ZM82 135V136H83ZM233 135V134H232ZM237 135V134H236ZM66 136V135H65ZM64 136V137H65ZM69 136V135H68ZM71 136H69L70 137V139L69 140H71ZM85 136V135H84ZM67 137V136H66ZM79 137H77L78 139H79ZM119 137V136H118ZM122 137V136H121ZM176 137H178V136H176ZM83 138H85V139H88L89 140V137H87V135L85 136V137H83ZM164 138V137H163ZM166 138H168V136H166ZM261 138H264V134L263 133H261ZM67 139H68V137H67ZM73 139V138H72ZM93 139L94 140H96L94 137H93ZM101 139H102V137H101ZM177 139V138H176ZM69 140H67V141H69ZM88 140H86V141H88ZM92 140V139H91ZM119 140H121V139H119ZM166 140V139H165ZM168 140V139H167ZM170 141H171V139H169ZM76 141H77V139H76ZM76 141H74V142H76ZM90 141V140H89ZM158 141V137H155V143ZM96 142V141H95ZM132 142V141H131ZM166 142V141H165ZM167 142H169V141H167ZM173 142V141H172ZM94 143V142H93ZM144 143V144H143ZM171 143V142H170ZM248 143V142H247ZM63 144V143H62ZM67 144V143H66ZM172 144H174V143H172ZM176 144H177V142H176ZM69 145H70V142H69ZM69 145H67V146H69ZM73 145H74V143H73ZM72 145V146H73ZM130 145V144H129ZM143 145V146H142ZM193 145V144H192ZM83 146V147H82ZM89 146V148H91V149H89L88 150V147ZM144 146H145V149H144ZM174 146V145H173ZM177 146V145H176ZM63 147H65L64 145H63ZM71 147V146H70ZM76 147V148H77ZM121 147V148H122ZM172 147V146H171ZM175 147V146H174ZM251 147V146H250ZM33 148V147H32ZM61 148H62V146H61ZM77 148V151H78V153L80 152V149H78ZM65 150H66V148H64ZM70 149H72V150H74L73 148H70ZM116 149V148H115ZM59 150V149H58ZM62 151V149H61V152H60V154H62V155H68L69 153L70 154H72V153H75V154H78V153H76V152H71V151ZM110 150H111V148H110ZM175 150V151H176ZM33 151H34V149H33ZM108 152H109V150H107ZM113 151H114V149H113ZM113 151H111V152H113ZM174 151V150H173ZM196 152L197 154H199L200 155V157L198 158V157H195L196 155H194V154H196V153H192V152ZM8 152V151H7ZM35 152H36V150H35ZM87 152V153H88ZM107 152V153H108ZM116 152V151H115ZM17 153V152H16ZM85 153H84V156H85ZM86 153V154H87ZM8 154L9 153H7V156H8ZM18 154V153H17ZM81 154H82V152H81ZM113 154V153H112ZM120 154V155H121ZM126 154V155H125ZM43 155V154H42ZM46 155V154H45ZM79 155V154H78ZM108 155V156H107ZM144 155H146V156H144ZM14 156V155H13ZM49 156V155H48ZM80 156H83V155H80ZM107 156V157H106ZM122 156V157H123ZM187 156H188V159H187ZM198 156V155H197ZM61 157H63V156H61ZM77 158H79V156H76ZM95 157V158H94ZM98 157H99V155H98ZM92 158H93V160H92ZM105 158H108V159H105ZM191 158H194V161L192 162V159ZM39 159V158H38ZM67 159V160H66ZM80 159H82V158H80ZM105 159V160H104ZM7 160V159H6ZM101 160L102 161H106V162H104L103 164H101ZM122 160V159H121ZM121 160H120V162H121ZM124 160V159H123ZM198 160L200 161V162H198ZM83 161V160H82ZM118 161H119V159H118ZM184 161H191V162H187V163H191V164H193L194 166H196L195 168L196 169H194L196 172H197V174H196V172H195V174L192 172V171H189V173H190V175H192L193 176V178L189 181H185V179H184V176H186L184 173H178V174H180L179 175V179H177V177H175L176 175L174 174V173H176L177 174V171L179 170V169H181V168H184V172L186 171V168L188 167H190V166H188L187 164H185V162ZM137 162V163H136ZM171 162V161H170ZM10 163V162H9ZM59 164V168L57 169H55V170H53L54 168L53 167H55V165L54 164ZM76 163H77V161H76ZM122 163H124L123 161H122ZM133 163H136L135 165L133 164ZM49 165L51 166V167H49ZM61 165V166H60ZM113 166H116L117 167V169L118 170H120V172L115 176H113L111 173L113 172V171H115V167H113ZM138 166H140L141 168H140V171L142 172V174L141 173H139V174H141V175H139L137 172H135V170H136V167H138ZM230 166V165H229ZM7 167V166H6ZM113 167V168H112ZM47 168V169H46ZM53 168V169H52ZM187 168V169H188ZM231 168V167H230ZM8 169V168H7ZM28 169V168H27ZM70 169H72L76 174H75V178L73 179L72 177H73V174H69L68 173V170H70ZM116 169V170H117ZM121 170H123V172L121 171ZM163 170V171H164ZM190 170V169H189ZM235 170H236V168H235ZM238 171V170H237ZM1 172V171H0ZM73 172V173H74ZM165 172V171H164ZM41 173V172H40ZM68 173V174H67ZM167 173V172H166ZM186 173H187V171H186ZM214 173H216V172H214ZM237 173V172H236ZM236 173H234V172H232L231 173V177H228L229 178V181H231V183H232V185H233V187H231L230 185V189L232 190L231 192L226 188V191L225 190H222L223 191V194L221 193L222 191H220V194H219V199L222 201V199L224 200V199H227L228 198V196L230 197V201L232 202V205L229 203L230 201H228V202H226L229 206H227V208L229 209V210H231V212L234 210L235 212L236 211H238L237 212V214H238V216H236L237 218H233V220H237V219H239L238 217H239V213L240 212H243L244 210H251V211H254V212H257V213H260V214H264V194H262L261 193V191H259L257 188H255V186H253V185H251V184H247L245 181H243L239 176H238V174H236ZM239 173V172H238ZM6 174H8V171H7V173ZM12 174V173H11ZM19 174V173H18ZM115 174V173H114ZM123 174V175H122ZM136 174L138 175V177L136 176ZM83 175L84 176H87L88 177V179H87V185L85 184V187L84 188H86V189H82V188H80L79 187V185L80 184H82V183H80L82 180L81 179H79V176H82V179H84V180H86V178L87 177H83ZM90 175V176H89ZM111 175H112V179H110L111 178ZM164 175V174H163ZM166 175V174H165ZM215 175V174H214ZM12 176V175H11ZM19 176V175H18ZM45 176V175H44ZM49 176V177H50ZM122 176H127L126 177V181H125V183H123L122 181V179L124 178V177H122ZM207 176V175H206ZM137 177V178H136ZM157 177V176H156ZM211 177V176H210ZM9 178H11V177H9ZM14 178V177H13ZM12 178V179H13ZM41 178V177H40ZM159 178V177H158ZM22 179H24L23 177H22ZM52 179V178H51ZM54 179V180H55ZM140 179V178H139ZM138 179V181H142V180H139ZM175 179H177V180H175ZM205 179V178H204ZM207 179V178H206ZM205 179V180H206ZM25 180V179H24ZM55 180V181H56ZM73 180H79L78 181V183L76 184L75 182H73ZM81 180V181H80ZM217 180V179H216ZM227 181H228V179H226ZM2 181H4L3 183H2ZM8 181V182H9ZM50 180H48V182H49ZM218 181H221V180H218ZM223 181H224V179H223ZM34 182V181H33ZM82 182H86V181H82ZM237 182V183H236ZM44 183V182H43ZM42 183V184H43ZM138 183H140V182H138ZM138 183H136V184H138ZM157 183V182H156ZM191 183V182H190ZM219 182H217V184H218ZM221 183V182H220ZM37 184V185H36ZM39 184H40V186H42V187H40L39 186ZM49 184V183H48ZM151 184V186L153 187V189H156V185L154 184V182H152V183H150ZM227 184V183H226ZM238 185L237 187L235 186V185ZM140 185V184H139ZM191 185V184H190ZM21 186V185H20ZM78 186V187H77ZM83 186V185H82ZM123 186V187H124ZM142 185H140L139 187H137V188H140ZM155 186V187H154ZM164 186V185H163ZM224 186V185H223ZM47 186H45V188H46ZM55 187H56V185H55ZM96 187V188H95ZM192 187V186H191ZM236 187V188H235ZM20 188V187H19ZM44 188V189H45ZM76 188H79V189H76ZM161 188V187H160ZM196 188V187H195ZM194 187H193V189L194 190H197V189H195ZM210 188V187H209ZM219 188V187H218ZM217 187H216V189H218ZM224 188V187H223ZM54 189V188H53ZM125 189H127V188H125ZM141 189V188H140ZM150 189V188H149ZM162 189V188H161ZM192 189V188H191ZM248 189V190H247ZM0 190V191H1ZM9 190V191H8ZM26 190V191H25ZM188 190V189H187ZM242 190H244L243 192H241ZM17 191V192H16ZM56 191V190H55ZM172 191V190H171ZM193 191V190H192ZM3 192H0V194L1 193H3ZM181 192V191H180ZM143 193V192H142ZM31 194V197H29V195ZM55 194V195H54ZM175 194V195H174ZM198 194V193H197ZM207 194H209V192L207 193ZM206 194V195H207ZM4 194H2V196H3ZM140 195H143V194H140ZM140 195L138 196V197H140ZM202 195H203V197H202ZM211 195V194H210ZM210 195H208L209 197H211ZM131 196V195H130ZM207 196V197H208ZM216 196V195H215ZM225 196V197H224ZM72 197H74V199H76L75 201H74V199L72 198ZM156 197V198H157ZM170 197V198H169ZM208 197V198H209ZM3 198V197H2ZM84 198H91V200H88V201H90L91 202V204H90V206L87 208V210L86 211H88L89 212V214L91 215V216H98L99 218H98V220L99 221H92V220H89L88 222H85L84 223V225H85V227H86V230L84 231V233H83V235H80V231L78 232V223H76V222H73L72 223V225L71 226H69V224H70V222H71V219L69 218L70 216L69 215H71L72 214V210L71 209H73V207H72V205H74L75 204V202L76 201H78L77 199H79V200H81V199H83V201H84ZM207 198V199H208ZM217 198H218V196H217ZM110 199H114L112 202L111 201H109ZM148 199L149 198H147V201H148ZM209 199H211V198H209ZM213 199H214V201H215V198L213 197ZM213 199H212V202H213ZM229 199V198H228ZM244 199V200H243ZM3 200H5V201H3ZM146 200V199H145ZM218 200V199H217ZM86 201V200H85ZM84 201V202H85ZM129 201V200H128ZM146 201V202H147ZM150 201V200H149ZM156 201H157V199H156ZM87 202V201H86ZM162 202V201H161ZM164 202V201H163ZM166 202H168V201H166ZM3 204V206H2V204ZM5 203V204H4ZM105 203V204H104ZM217 203V202H216ZM89 204V203H88ZM87 204V205H88ZM100 204V205H99ZM134 204H136V203H134ZM149 204H152V202L151 203H149ZM159 204V203H158ZM162 204V203H161ZM219 204V203H218ZM227 204H225V210L227 211L228 209L226 208V205ZM4 205H6V206H4ZM15 205V206H14ZM96 205H99V206H97V207H95ZM137 205V204H136ZM165 205H166V203H165ZM213 205H214V203H213ZM217 205V204H216ZM220 205H221V203H220ZM220 205H219V208H221L220 207ZM223 205V204H222ZM155 206V205H154ZM157 206V205H156ZM125 207V206H124ZM144 207V206H143ZM146 207V206H145ZM149 207V206H148ZM150 207H152L153 208V204H152V206H150ZM163 206L161 205V207H160V205H159V207H155L156 208V221H158L157 223H154L152 220V222H150V220L149 221H143V223H145L146 224V227H144V225H143V227L146 229L147 228V226H149L148 228H153V230L154 229H159V230H161L162 232H164L165 234H166V237L164 238V241L163 240H160V241H155V239H153V240H147L148 241V244L146 245V246H148V248L149 247H153L154 245H156V244H159L158 246H160V243H161V248H162V252H161V254L159 253V255L160 256H162L164 253H166V255L167 256H165V254H164V256H162V258H161V260L159 261V260H155V262H164L167 258L169 259L170 258V256L172 255V252L173 251H179L180 253H181V250L180 249H182V251H183V249H184V247L183 248H176V245H177V247H178V244H177V242H175L174 240H173V237L175 236H179V241H181L182 243L183 242H185V241H183V239L184 238H186V240H187V238L188 239H190V238H192L191 236H196L195 235V232H196V230H195V228H193V227H191V231H190V233L189 234H186L184 231H185V226H184V228H183V225H185V224H179V226H177L178 224H175V222H172V220H171V218L169 219V214H162V212H161V208H162ZM122 208H123V206H122ZM121 208V209H122ZM147 208V207H146ZM166 208V207H165ZM194 208H196V209H194ZM224 208V207H223ZM138 209V208H137ZM143 208H141L140 210H142ZM145 209V208H144ZM148 209V208H147ZM150 209V208H149ZM217 209V210H216ZM195 210V211H194ZM217 211V212H216ZM220 211H222V210H220ZM85 212V211H84ZM247 212V211H246ZM245 212V213H246ZM148 213V212H147ZM188 213V214H187ZM222 213L224 214V216H227V214L225 215V213L226 212H223L222 211ZM228 213V212H227ZM69 214V215H68ZM140 215L142 214V212H140L139 213ZM187 214V215H186ZM242 214V213H241ZM240 214V215H241ZM139 215V216H140ZM192 215V214H191ZM230 215V214H229ZM173 216V215H172ZM178 216V217H179ZM74 218V217H73ZM213 218H215V220H216V217H213ZM226 218V217H225ZM228 218V217H227ZM229 218H230V216H229ZM241 218V217H240ZM139 219V220H138ZM153 219V218H152ZM168 219H169V221H168ZM211 219V218H210ZM222 220V218H219V220ZM242 220H243V218H241ZM155 220V219H154ZM165 222H164V221ZM171 220V221H170ZM211 220H213V219H211ZM211 220H209V221H211ZM220 220V221H221ZM228 220V219H227ZM241 220V221H242ZM201 221H203V220H201ZM219 221V223H220V225H221V222L222 221H224V220H222L221 222ZM228 221H230V220H228ZM149 222V223H148ZM183 222V221H182ZM190 222V221H189ZM200 222V221H199ZM204 222H208V220L206 221V220H204ZM214 222V221H213ZM225 222V221H224ZM231 222V221H230ZM234 222V221H233ZM237 222V221H236ZM236 222H234V223H236ZM210 223H212V222H209V225L208 226H210ZM214 223H216V222H214ZM218 223V222H217ZM211 224L212 226L214 225H218V224ZM243 223V222H242ZM187 224H188V222H187ZM222 224H224V223H222ZM229 224H231V223H229ZM232 225H233V223H232ZM207 226V227H208ZM213 226V227H214ZM216 226L214 227V228H216ZM223 226V225H222ZM221 226V228H223ZM230 226V225H229ZM69 229H68V228ZM219 227V226H218ZM225 227H227L226 225H225ZM234 227V226H233ZM83 228V227H82ZM94 228H97V230H95ZM220 228V227H219ZM231 228V227H230ZM237 228V227H236ZM235 228V229H236ZM61 229H63L64 230V232L61 230ZM100 229L102 230L101 232H100ZM208 229V228H207ZM225 229V228H224ZM59 230H61L62 232H59ZM84 230V229H83ZM144 230V229H143ZM205 231H206V228L204 229ZM17 231H19V233H17ZM47 231H49V232H47ZM51 231H53V232H55V233H57L56 235H55V237L56 238H54V235H52L51 234ZM99 231V232H98ZM216 231H220V229L219 230H216ZM222 231V230H221ZM233 231V230H232ZM45 232H47V233H49V234H51L52 236H53V238H54V242H51V245H50V242L48 241L50 238H49V234H47L46 233V236H45ZM97 232V233H96ZM197 232H199V229L197 230ZM196 232V233H197ZM210 232V231H209ZM208 232V233H209ZM212 232V231H211ZM214 232V233H213ZM212 232V234H209V235H214L215 236V230ZM225 232V231H224ZM141 233V232H140ZM156 233H158V232H156ZM201 233V232H200ZM203 233H204V231H203ZM219 234H220V232H218ZM222 233V232H221ZM80 236H79V235ZM96 234H98L97 236H96ZM129 234V233H128ZM199 234V233H198ZM233 234H234V232H233ZM240 234V233H239ZM50 235V237H52ZM103 235V236H104ZM200 236H201V234H199ZM203 236H205V235H207V234H202ZM216 235H218V234H216ZM223 237L225 236L224 235V233L223 234H221ZM221 235H219V236H221ZM227 236H228V234H226ZM235 235V234H234ZM241 235V234H240ZM94 236L95 237H97L98 238V236H99V238L97 239V238H95V240H94ZM104 236V237H105ZM230 236V235H229ZM239 236V235H238ZM49 239H48V238ZM72 237H74V238H72ZM78 237V239L80 240V239H85V240H83V241H86V243L85 244H81V242H79V241H77L78 239H76V238ZM103 238L104 240H100V238ZM115 237V236H114ZM202 237V236H201ZM217 237V236H216ZM226 237V236H225ZM236 237V236H235ZM53 238H51V240H53ZM101 238V239H102ZM111 238L113 239V240H111ZM138 238V237H137ZM205 238V240H206V236L204 237ZM204 238H202L203 240H204ZM222 238V237H221ZM232 238V237H231ZM244 238V237H243ZM73 239H75L76 241H73ZM143 239V238H142ZM176 239V238H175ZM198 239L199 240H201L199 237H198ZM224 239V238H223ZM138 240V239H137ZM136 240V241H137ZM195 239H191V241H193V242H195L194 241ZM199 240H197V241H199ZM202 240V241H203ZM207 240H209V239H207ZM210 240H213V239H210ZM227 241H228V239H226ZM231 240V239H230ZM82 241V242H83ZM99 241H100V243L101 244H95V243H99ZM162 241V242H161ZM175 243H174V242ZM196 241V242H197ZM220 241V240H219ZM222 241V240H221ZM75 242V243H74ZM117 242V241H116ZM138 242V241H137ZM145 242V241H144ZM150 242V243H149ZM164 242L166 243V244H164ZM172 242L174 243V244H172ZM195 242V243H196ZM201 242V241H200ZM200 242H198V244H201ZM209 242V241H208ZM54 243V244H53ZM65 243V245H63ZM143 243V242H142ZM147 243V242H146ZM182 243H180V245L182 244ZM187 243V242H186ZM190 243V242H189ZM195 243H190V244H193V245H190V244H188V245H190V247L188 246V248H191V246L194 248V246H197V244H195ZM204 243V242H203ZM211 243H213V242H211ZM211 243H209L210 245H207V247H208V250L211 248L212 249V252L215 254V252L213 251V250H215L214 248H216V247H214V248H212L213 246H215V244L214 245H212V247H210L211 246ZM164 244V245H163ZM195 244V245H194ZM232 244H233V246H232ZM94 245V247H92ZM97 245V246H96ZM112 245H114V244H112ZM150 245V246H149ZM173 245V246H172ZM187 245V244H186ZM206 245V244H205ZM247 245V244H246ZM245 245V246H246ZM252 245V244H251ZM51 248H50V247ZM59 246V247H58ZM164 246V247H163ZM199 246V245H198ZM248 246H249V244H248ZM255 246V245H254ZM3 247V248H2ZM139 247V246H138ZM157 247V246H156ZM181 247V246H180ZM201 247H203L202 246V244H201V246H199L198 248H199V250H200V258L202 257L203 259L206 257V259H207V256H203L202 255V251L201 250H203V249H205V246L203 247V248H201ZM220 247V246H219ZM231 248L232 247H234V242L233 243H231V246H230ZM252 246H250V248L249 249H251L250 251L249 250H246L245 249V252H250V254L251 253H253L254 251H257V249H255L254 251H252V249L253 248H251ZM92 248V249H91ZM93 248H94V250H93ZM111 248V249H110ZM131 248V247H130ZM134 247H132V249H133ZM142 248V247H141ZM146 248V247H145ZM197 248V247H196ZM236 248H238V246L236 247ZM245 248H247V247H245ZM39 249V250H38ZM128 249L127 250V253L128 252H133V250L135 249ZM140 249V248H139ZM142 249H144V248H142ZM147 249V248H146ZM155 249V248H154ZM195 249V248H194ZM216 249H218V248H216ZM233 249V248H232ZM37 250H38V252H37ZM119 250V249H118ZM138 250V249H137ZM159 250V249H158ZM185 250V249H184ZM186 250H188L187 248H186ZM190 250V249H189ZM206 250H207V248H206ZM208 250H207V252L205 251V250H203L206 254L207 253H209L211 250H209V252H208ZM241 250V249H240ZM244 250V249H243ZM259 250V249H258ZM31 251V252H30ZM35 251V252H34ZM39 251H41V252H39ZM91 251H93V252H91ZM140 251V250H139ZM166 251V252H165ZM234 251H237V250H235V248H234ZM2 252H4V251H2ZM3 253V254H8V253ZM48 252V251H47ZM65 252V251H64ZM120 252V251H119ZM122 252H126L125 250H123L122 249ZM147 252V251H146ZM154 252V251H153ZM186 252H189L190 253V251H186ZM196 252H199V251H196ZM204 252H203V254H204ZM212 252H211V254H212ZM241 252V251H240ZM36 253H40L39 255H38V257H37V259H34V258H36V256L34 255V254H36ZM49 253V252H48ZM126 253V254H127ZM145 253V252H144ZM144 253H142V254H144ZM183 253V252H182ZM195 252L193 251V253L192 254H194ZM217 253V252H216ZM228 253V252H227ZM2 253L0 252V255H1ZM2 254V256L0 257L1 259L0 260H2L3 261V259H9L8 257V255H3ZM174 254V253H173ZM179 255L180 256V254L179 253H177L176 252V255ZM191 254V253H190ZM191 254V255H192ZM199 253H196V254H194V255H190L187 259H189L190 260V264H191V262H192V264H195L197 261L198 262H200V260H201V262L203 261V259H199ZM210 254V255H211ZM230 254V253H229ZM237 254H238V252H237ZM236 254V255H237ZM243 254V253H242ZM247 254V253H246ZM249 254V253H248ZM249 254V255H250ZM255 253H253V255H254ZM145 255V254H144ZM158 255V254H157ZM156 255V256H157ZM175 255V254H174ZM178 255H177V257H178ZM209 255V254H208ZM215 255H217V254H215ZM240 255V254H239ZM244 255V254H243ZM242 255V256H243ZM253 255H251V258H252V256ZM263 255V254H262ZM146 256V255H145ZM182 256V255H181ZM184 256V255H183ZM186 256V255H185ZM221 256H222V254H221ZM235 256V255H234ZM241 256V257H242ZM248 256V255H247ZM2 257H5V258H3L2 259ZM46 257V256H45ZM52 257H55L56 259H55V261H54V258H52ZM119 257V256H118ZM132 257V256H131ZM219 257V256H218ZM223 257V256H222ZM226 257H228V256H226ZM236 257V256H235ZM244 257V256H243ZM249 257V256H248ZM257 257H258V255H257ZM264 256H262V258H263ZM10 258V259H11ZM59 258V259H58ZM117 258V257H116ZM160 257L158 256V258L157 259H159ZM171 258H174V257H171ZM180 258V257H179ZM186 258V257H185ZM215 258V257H214ZM239 258H240V256H239ZM250 258V259H251ZM10 259L9 260H5V261H8V264L10 263L9 261H10ZM16 259V260H15ZM32 259V260H31ZM67 259V261H69ZM72 259V260H71ZM77 259V260H78ZM85 259H83V260H85ZM145 259V258H144ZM181 259V258H180ZM209 259V258H208ZM211 259H212V256H211ZM211 259H210V261H211ZM217 259V258H216ZM243 259V258H242ZM254 259H259L260 260V258H254ZM253 259V260H254ZM264 259V258H263ZM59 260V262L58 263H56L57 261ZM123 260V259H122ZM171 260H173V259H171ZM176 260V259H175ZM179 260V259H178ZM178 260H177V262H178ZM219 260V259H218ZM221 260V259H220ZM237 260V259H236ZM240 260V259H239ZM245 260H246V258H245ZM249 260V259H248ZM2 261H1V263H2ZM80 260H78L76 263L77 264H80V263H78ZM94 261V260H93ZM204 261L206 262V260L204 259ZM204 261H203V263H204ZM208 261V260H207ZM224 261V260H223ZM250 261V260H249ZM248 261V262H249ZM255 261V260H254ZM263 261V260H262ZM82 262V261H81ZM157 262V263H158ZM167 262V261H166ZM172 262L174 263V260L173 261H171V264H172ZM177 262L175 263V264H177ZM180 262V261H179ZM178 262V263H179ZM189 262V261H188ZM201 262H200V264H201ZM212 262H214V261H212ZM221 262H222V260H221ZM236 262V261H235ZM240 262H242V261H240ZM258 262V261H257ZM260 262V264L262 263L261 262V260L259 261ZM258 262V263H259ZM6 263V262H5ZM10 263V264H11ZM69 263V262H68ZM82 263V264H83ZM146 263H148L147 261H146ZM157 263H152V264H157ZM165 263V262H164ZM168 263H170V261L168 262ZM167 263V264H168ZM216 263V262H215ZM264 263V262H263ZM3 264H4V262H3ZM60 264V263H59ZM71 264H75V263H71ZM163 264V263H162ZM198 264V263H197ZM205 264V263H204ZM218 264V263H217ZM220 264V263H219ZM223 264V263H222ZM225 264V263H224ZM236 264V263H235ZM238 264H240V263H238ZM244 264H246V263H244ZM248 264H254L253 263V261L251 262V263H248Z\"/></svg>",
  "mask_w": 264,
  "mask_h": 264
},
{
  "label": "water",
  "instance_id": "obj_3",
  "mask_svg": "<svg viewBox=\"0 0 264 264\" xmlns=\"http://www.w3.org/2000/svg\"><path fill=\"white\" fill-rule=\"evenodd\" d=\"M176 1L179 0H114L111 2H106L105 4L100 7L101 9H104L102 12L98 10L97 16L94 19H90L89 25H91V28L93 30L99 29V28H109V27H118L121 26L125 23H128L132 20H135L139 17H142L146 14H149L153 11H156L162 7H165L169 4H172ZM205 2V0H202ZM200 5H202V2ZM213 2V4H218V5H229V6H234V5H245L246 2H253V0H210ZM261 6H264V1L260 3ZM245 7V6H244ZM233 13V12H232ZM235 13V12H234ZM218 14V13H217ZM221 15V14H220ZM239 17V14L236 13ZM219 16V15H218ZM222 17V15H221ZM92 30V31H93ZM86 40V39H85ZM86 41H89L87 39ZM49 41L43 42V44H40L42 48L37 49V52L33 53L28 57L30 61L32 60L36 61L37 65L40 64V60L43 59V55L47 56H52L56 55V53L59 50H62L61 45H50V47L46 46L48 45ZM89 47H92L91 43L89 42ZM39 45V46H40ZM31 50V49H29ZM53 50V52H50ZM43 52L42 55H39V52ZM20 53L17 52L15 56H18ZM15 56H13L12 59L4 61L0 63V90L2 89L3 83L5 82L3 77L10 75L11 70L17 69L16 65H12L14 61L16 60ZM27 59V60H28ZM13 61V63H11ZM30 62V64H31ZM30 70V69H29ZM62 79H59V81H56V83H62ZM39 84H36L35 87H39ZM7 90V87L5 88ZM5 94H2L0 92V99L3 98Z\"/></svg>",
  "mask_w": 264,
  "mask_h": 264
},
{
  "label": "flooded vegetation",
  "instance_id": "obj_4",
  "mask_svg": "<svg viewBox=\"0 0 264 264\" xmlns=\"http://www.w3.org/2000/svg\"><path fill=\"white\" fill-rule=\"evenodd\" d=\"M48 97L51 98V96H48ZM29 99H28L27 105L30 107V106L34 105V101L32 103H30ZM47 99L48 98H46L42 104L43 108L41 110V116H40L41 118H42L43 110L48 106V105L45 106V103H47ZM51 101H52V98H51ZM50 104H52V103H50ZM48 121L52 122V120L51 119L49 120V118H48ZM26 122H27V124L24 125L26 127H22V129H24V130L33 129V132H34V130L38 131V132H45V129H41V127H40L41 121L39 122V124L37 123L35 126H32L30 124L28 118L26 119ZM53 122H55V121H53ZM15 124H16V122H15ZM237 140H239V141L236 142ZM239 143H241L242 148L237 147V144H239ZM234 145H235V147H234ZM244 146L246 148H244ZM250 146H251V144L249 143V141L247 139H245L242 136H238L235 141H231L229 149H227V151H228L227 156L228 157H235L236 159L242 160L245 164V168L243 171L245 173V175L247 177L257 178L258 181L264 185V153H259L260 151H258L256 148H253L252 146L251 147Z\"/></svg>",
  "mask_w": 264,
  "mask_h": 264
}]
</instances>
